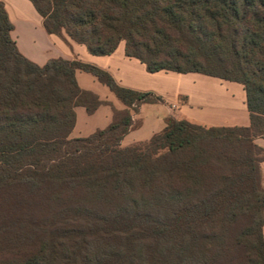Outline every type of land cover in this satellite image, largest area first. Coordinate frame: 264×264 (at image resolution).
I'll list each match as a JSON object with an SVG mask.
<instances>
[{"label":"trees","instance_id":"1","mask_svg":"<svg viewBox=\"0 0 264 264\" xmlns=\"http://www.w3.org/2000/svg\"><path fill=\"white\" fill-rule=\"evenodd\" d=\"M47 34L148 73L242 86L248 126L169 117L147 142L120 144L133 114L162 102L79 60L37 65L0 1V264H264V0H29ZM92 75L125 107L70 138Z\"/></svg>","mask_w":264,"mask_h":264},{"label":"crops","instance_id":"2","mask_svg":"<svg viewBox=\"0 0 264 264\" xmlns=\"http://www.w3.org/2000/svg\"><path fill=\"white\" fill-rule=\"evenodd\" d=\"M0 1L4 4L8 17L13 25V31L11 32V37L16 42L17 49L19 50V52L23 56H25L26 59H28L29 61L41 66L48 59L51 60L56 58H62L66 60H79L84 63L95 65V67H98L108 72L109 75H111L113 79L117 82V84L121 87L140 91V92H152L156 95H159L163 99L160 104H162V107L166 110V116L162 118L160 117V119L158 120V122L161 121V124L163 123V127L165 120L169 117L180 119V118H176V116L174 115V111H176V109L178 108V101L190 107H204V105L201 104L200 101H198L197 99H193V96L189 92H186L184 87H181V85L178 83H172V81L170 80V77H173L171 76L172 72L165 73L164 71H159L156 73H148L146 71L145 66L141 64L140 61L126 57L124 55L125 52L124 43H120L117 49L115 50V52H113L110 55L107 56L91 55L86 51L87 49L85 48V46H83L84 48H80L76 46V44L71 40L68 41V43H64L56 36L47 34L42 26L43 25L42 18L34 10L32 5L29 3V0H0ZM17 26L19 27L17 28ZM23 26L25 27V30L27 32L26 35L28 36L29 44H27L26 42L21 43L19 40L20 36L17 34L19 32L18 29H20V27ZM40 42H43L44 46L46 47L42 49H38L39 47H41V44L39 45ZM78 72L81 71H77L75 73V79L77 81L78 86L82 90L93 92L97 96V98L103 103L94 111V113H90V114L87 113L84 107H82L84 108L85 113L88 115L89 119L83 121L81 127L79 128L80 131L79 134H81L86 130V128L88 127V122L91 121L93 122L94 120H97L99 115H101V118L98 121L99 123H97V125L100 124L101 125L98 128H94V130H90L85 135H81L75 138L87 137L95 133L97 130H102L106 128L107 125L111 122V120H113V111L114 110L122 111L125 108L117 99H116L118 101L117 103H115L113 100L110 101L102 100L99 98L100 96L96 92L92 91V89H89L88 87H84L83 85H81V83L82 84L87 83V79L82 77V79L79 81L76 76ZM212 79H216V78H212ZM216 80L221 81L217 83L216 86L219 89H221L222 91L221 97L225 96V99L222 100L223 102L221 103L222 105L220 106L213 105L212 107H208V108H212L216 110H227L231 115L240 114L244 122L247 121V124L235 125V126H248L249 115L245 106L246 96L242 97V93H241L240 104H238L237 106L234 100L235 95H233V93L235 92V90L237 91L239 89L232 87L233 86L232 84H236V83H232L231 81H224L220 79H216ZM212 85L214 86V84ZM144 105H148V104H144ZM141 106L138 108V111L141 108ZM137 113L133 114V120L135 122H138L139 126L130 130L129 133L134 130H140L144 126L143 123L144 121L138 119V117L135 116V114ZM243 114H247V119L246 117H244ZM77 119L78 118L76 115L75 125L72 132L77 127ZM202 126H207V125H202ZM222 126H230V125H222ZM163 127L160 128L154 134L161 131ZM207 127H216V126H207ZM230 127H234V126H230ZM150 138L139 143L147 142ZM260 147L264 148L262 146ZM261 170H262V174H261L262 184H264V162L261 163Z\"/></svg>","mask_w":264,"mask_h":264},{"label":"rangeland","instance_id":"3","mask_svg":"<svg viewBox=\"0 0 264 264\" xmlns=\"http://www.w3.org/2000/svg\"><path fill=\"white\" fill-rule=\"evenodd\" d=\"M23 12V11H22ZM24 13V12H23ZM25 14V13H24ZM19 26H17L18 28ZM17 33L20 36L21 43L29 44L28 36L26 35L25 27H20ZM41 47L38 49H42L44 46L43 42H40ZM76 44V43H75ZM122 45V44H121ZM76 46L80 48H84L83 46L76 44ZM173 77H170L172 83H178L181 87H184L186 92H189L193 99H197L200 101L204 107H190L185 105L182 102L178 101V108L174 111V115L176 118L184 119L186 121L207 125V126H222V125H243L247 124V121L244 122L243 118L240 114L231 115L227 110H216L208 107H212L213 105L220 106L225 96L221 97L222 91L219 89L216 84L221 82L216 79L209 78V76L201 75V74H177L171 73ZM77 79L80 81L83 78L87 79V83L82 84L84 87H88L92 89V91L96 92L102 100H113L115 103L118 101L116 97L104 86L100 85L93 76L87 74L85 72H78ZM195 82V83H193ZM224 83V82H223ZM214 84V86L212 85ZM232 87H235L239 90H235L233 93L234 100L236 105L240 104V97L242 93V97L245 96L244 90L240 85L232 84ZM241 89V91H240ZM233 101V100H232ZM234 102V101H233ZM120 104V103H118ZM77 115V127L71 133L70 138L79 137L81 135H85L90 130H94V128L100 127L97 125L98 121L101 118V115L98 116L97 120L93 122H88V127L84 132L79 134V128L81 127L84 120L89 119L88 115L85 113L84 108L77 107L75 109ZM247 119V114H243ZM138 119L143 120L144 126L140 130H134L130 132L121 142V147H126L131 144L139 143L150 138L155 132H157L160 128L163 127V123L161 121L158 122L160 117L166 116V110L162 107V104H148L143 105L139 109L138 113L135 114ZM256 143L262 147H264V139H256Z\"/></svg>","mask_w":264,"mask_h":264}]
</instances>
